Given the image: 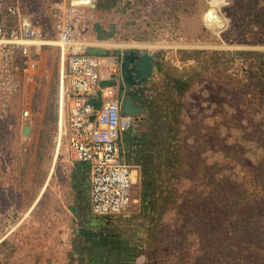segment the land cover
<instances>
[{"label": "trees", "instance_id": "obj_1", "mask_svg": "<svg viewBox=\"0 0 264 264\" xmlns=\"http://www.w3.org/2000/svg\"><path fill=\"white\" fill-rule=\"evenodd\" d=\"M106 1L99 0L96 8ZM141 2L123 0L120 9L132 11ZM227 18L226 35H233L235 43L264 44V0H232ZM97 29L101 39H113L114 31ZM200 54L213 55L212 69L220 74L217 83L207 84L208 93L223 98L232 111L222 114L216 108L210 115V137L197 133L196 119L205 114L199 104L204 101L199 98L194 104L187 96L193 82L208 78L210 66L201 60L189 67L191 75L173 80L168 95L147 101L148 113L122 138L123 147L136 148L125 152L126 161L139 169V209L125 221L134 225L136 235L113 232L109 244L100 248L73 240L69 264H137L139 255H145L148 264H161L175 240L176 264H264V52ZM239 59L244 68L227 74ZM207 151L221 158L209 161ZM76 169L72 188L78 213L100 224L89 212L88 169L83 164ZM170 211L180 219L176 232L162 222Z\"/></svg>", "mask_w": 264, "mask_h": 264}, {"label": "rangeland", "instance_id": "obj_2", "mask_svg": "<svg viewBox=\"0 0 264 264\" xmlns=\"http://www.w3.org/2000/svg\"><path fill=\"white\" fill-rule=\"evenodd\" d=\"M60 1H24L28 12L39 20L48 44L40 49L37 77L22 91L18 109L0 121V264H69L68 254L73 250V240H78L77 230L84 222H87L86 227L106 230L112 236L116 232L127 237L136 235L134 225L125 221L99 218L96 222L100 224H93L91 218L80 215L78 210L71 212L68 209L77 204L72 182L79 163L66 150L60 135V127L65 122V114L59 110L63 61L59 48L53 43L54 10H50ZM122 2L108 0L91 12V32L86 42L102 41L99 30L96 31L101 27L102 31H114L113 39L105 41L123 45L117 46L118 52L142 50L154 55L153 75L134 94V106L141 109L134 116L135 122L148 113L147 101L168 95L173 80L191 75L193 70L189 67L201 60L205 67L210 66L208 78L201 83L193 82L187 100L194 104L199 98L204 101L200 102L199 108H203L205 114L197 117L196 131L200 136L209 134L210 137L208 130L214 127L210 115L216 108L219 112L222 110V114L232 108L225 100L222 103L223 98L216 100L208 93L207 84L217 83L220 74L212 69L215 57L206 52H264V44H238L233 35H226L232 0H193L192 4L183 5H179V0H143L135 10L125 12L120 9ZM128 20H133L134 24H128ZM104 51L107 56L116 52L113 47ZM241 68L244 66L239 59L227 69V74H239ZM127 99L125 95L124 100ZM21 111H28V116ZM25 126L30 128V133L22 136ZM223 132L225 127L221 128L222 135ZM125 146V152L136 151L133 146L131 149ZM204 157L211 161L221 155L207 151ZM162 222L176 232L180 219L176 211H170L163 216ZM173 242L171 251L161 257V264H176V240ZM136 261L137 264H148L145 255H139Z\"/></svg>", "mask_w": 264, "mask_h": 264}, {"label": "built area", "instance_id": "obj_3", "mask_svg": "<svg viewBox=\"0 0 264 264\" xmlns=\"http://www.w3.org/2000/svg\"><path fill=\"white\" fill-rule=\"evenodd\" d=\"M98 2L61 0L50 8L53 43L63 61L59 110L65 122L60 135L74 160L88 169L90 214L126 221L140 204L138 169L126 161L122 142L135 118L122 112L113 84L101 85L113 80L122 57L91 54L86 42ZM46 43L24 0H0V121L18 109L22 91L35 81Z\"/></svg>", "mask_w": 264, "mask_h": 264}, {"label": "water", "instance_id": "obj_4", "mask_svg": "<svg viewBox=\"0 0 264 264\" xmlns=\"http://www.w3.org/2000/svg\"><path fill=\"white\" fill-rule=\"evenodd\" d=\"M152 63L153 59L148 54L138 56L134 52H129L128 55L123 56L120 67L123 71L125 82L129 85L145 83L151 76ZM121 108L122 112L128 116H135L141 111L139 107L134 106V102L131 99L123 100ZM29 133L30 128L25 126L22 130V136H27ZM68 209L73 212L75 206H69ZM77 235L83 238L84 243L90 242L93 248L106 247L109 243V235L100 231H89L86 228H79Z\"/></svg>", "mask_w": 264, "mask_h": 264}, {"label": "crops", "instance_id": "obj_5", "mask_svg": "<svg viewBox=\"0 0 264 264\" xmlns=\"http://www.w3.org/2000/svg\"><path fill=\"white\" fill-rule=\"evenodd\" d=\"M89 44H90V46H91V53L92 54H96V55H101L102 54V52H105L104 50L106 49V48H108V47H113V49H115L116 50V52H115V54L118 56H121L122 58H123V56H126L127 55V53L128 52H118V44H112V43H110V42H106L105 40H102V41H99V40H94V41H92V40H89V42H88ZM109 44V45H106V44ZM115 47H117V48H115ZM110 49H112V48H110ZM121 49V48H120ZM141 50V49H140ZM134 52V54H136V55H138V56H142V55H144V54H148V55H150L151 57H152V59L154 60V55L152 54V53H150L149 51L148 52H142V50L141 51H138V52H135V51H133ZM122 58H121V61H122ZM121 61H120V64H121ZM63 63V62H62ZM130 66H132V65H130ZM153 70H154V64H153V67H152V70H151V76L153 75ZM62 71H63V66H62ZM62 73V72H61ZM150 76V77H151ZM149 77V78H150ZM149 78L147 79V81L145 82V84L149 81ZM107 84V83H109L110 85H114V92L116 93V96H121V97H123L124 98V96L125 95H127V97H128V99H131L133 102H134V104H136V100L134 99L135 97H134V94H136L137 93V91H138V88H140V87H142V85L144 84V83H142V84H140V85H138V84H131V85H129L127 82H125V80H124V74H123V71H122V69H121V67H119L117 70H116V72H115V76L113 77V80H109V81H102L101 82V85L102 84ZM106 86H108V85H106ZM123 149H124V147H123ZM125 152V151H124ZM80 164V163H79ZM78 165V164H77ZM138 169V168H137ZM75 170H77L76 169V167H75ZM138 171V173H139V169L137 170ZM88 187H89V175H88Z\"/></svg>", "mask_w": 264, "mask_h": 264}, {"label": "flooded vegetation", "instance_id": "obj_6", "mask_svg": "<svg viewBox=\"0 0 264 264\" xmlns=\"http://www.w3.org/2000/svg\"><path fill=\"white\" fill-rule=\"evenodd\" d=\"M118 46H123V45H121V44H118ZM144 46H150V47H156V45H147V44H145ZM129 53H127V55H128ZM154 64V60H153V63H152V65ZM119 98H121L122 99V101L124 100V98L123 97H121V96H119ZM75 211H77V206H75V209H74ZM79 228H86L87 230H89V231H100V232H103V233H107L108 235H109V242H110V238H111V234H110V232H108V231H106V230H100V229H91V228H89V227H84L83 225L82 226H80ZM78 228V229H79ZM78 241H81L83 244H85V245H89L90 247H91V243L89 242V243H84L83 242V238L82 237H79L78 236ZM109 244V243H108ZM91 248H93V247H91ZM98 248H100V247H98Z\"/></svg>", "mask_w": 264, "mask_h": 264}]
</instances>
